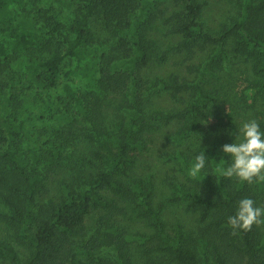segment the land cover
Returning a JSON list of instances; mask_svg holds the SVG:
<instances>
[{
  "label": "trees",
  "instance_id": "trees-1",
  "mask_svg": "<svg viewBox=\"0 0 264 264\" xmlns=\"http://www.w3.org/2000/svg\"><path fill=\"white\" fill-rule=\"evenodd\" d=\"M164 1L0 0V264H264V224L235 236L227 224L242 198L264 207V181L219 174L232 163L222 146L236 125L214 122V105L233 102L215 83L219 72L205 73L209 61L234 73L250 61L264 79V0H232L238 15L219 30L208 23L211 0ZM161 30L165 54L212 49L198 79L148 85L143 69L160 52ZM66 66L67 79L81 81L63 84L65 107L56 108L51 91ZM192 89L178 112L151 105L156 91ZM176 117L186 130L168 129L167 140L191 144L172 152L175 168L159 187L143 160L156 126ZM252 118L264 132V110ZM202 150L205 167L192 178ZM178 205L197 213L193 227L166 216ZM136 208L151 234L126 227Z\"/></svg>",
  "mask_w": 264,
  "mask_h": 264
},
{
  "label": "rangeland",
  "instance_id": "rangeland-1",
  "mask_svg": "<svg viewBox=\"0 0 264 264\" xmlns=\"http://www.w3.org/2000/svg\"><path fill=\"white\" fill-rule=\"evenodd\" d=\"M166 1L163 2L164 5ZM207 7L209 20L208 23L212 29L219 30L223 28L225 25L231 23L232 17L238 15V8H236L235 2L232 0H211ZM153 31L155 32V30ZM165 32L166 31L164 30L156 32V35L163 41L160 52L156 53L158 51V47L156 46L151 63L148 67L143 69V75L144 78H147L148 85L156 84L160 86L162 81L159 79L167 78L171 74H176L177 77H180V79H198L201 75V72L198 70L197 65L204 64L203 62L206 59V56L212 54V49L206 48L207 50L205 49V52H203L204 50L197 49V52L194 54H190L186 51L180 52L179 50H176L175 52V50H172L171 53L165 54L164 51L170 46V43L168 42H171V40L165 36ZM215 48L217 49V47ZM217 56H220V53L218 55L215 53L212 58H217ZM248 62L250 63V61ZM249 63L245 66H249ZM224 64L225 62L222 60L216 62L209 61L208 67H210V70L205 71V73L211 74L215 71L219 72L217 76L218 80L215 83H217L219 87H223V90L226 92L225 96L233 102L232 106L228 102H220L219 104L215 103V113L212 118L214 122L218 121L223 125L235 124L236 135L233 137V141H235V138L238 135V127L242 124V122L252 120V116L255 114L261 115L263 113L264 87H259V82L264 84V79L260 80L259 76L255 75L249 68H246L245 66L239 67L243 69L242 72H228L225 70L226 66H223ZM68 68H70V66L62 68V78L59 80V85L55 90L51 91L53 93L52 99L54 101L52 104L56 108L65 107V102L58 97L63 94L62 86L66 81L71 80L70 82L73 85H80V78L76 75H73L72 73L69 75L70 80L67 79L68 76L65 75V72L69 70ZM72 77L74 78L72 79ZM255 96H258L259 99L254 100L256 98ZM191 98L194 99L193 89L183 91L175 96H173V93H171L169 90H160L154 93V97L152 98L153 104L151 105L154 106L153 108L156 109L157 113H169L173 111L178 112L189 105ZM176 127H182V132H185L186 124H184L182 117H176L171 125H165L161 123L157 125L156 130L153 132V137H155V140L154 142L150 143L156 148L152 150L150 154L148 153L145 155L143 160V170L147 173L151 172L154 175L159 187H164V178L172 174L173 169L175 168V165H172L173 161L169 160L171 157H173V153L180 151V149L184 151L189 146V144H191L188 143V137L186 135L184 137L180 135L177 136L178 140L175 141L174 145L173 141L170 142L167 140V137L169 136V134H167V130L174 129ZM171 146L176 150L173 151L172 149L168 148ZM201 149L202 148H195V150H193L198 151ZM180 165L183 166V164ZM176 166L178 167L179 165L177 164ZM0 207L3 208L1 203ZM139 210V208H136L135 211L131 210V213H128L125 223L127 225L131 224L132 226L126 227L133 231L151 234L153 232L152 228L147 225V223L141 217H138L137 213ZM196 215L197 213L187 212L179 205L174 206L173 209L168 210L166 213V216L170 221L176 220L179 216L187 223L189 227L194 226ZM135 216H137L138 219H135ZM4 220L8 222V219L3 218L2 221H0L1 226L5 225ZM9 227L11 230L16 228L14 225H9Z\"/></svg>",
  "mask_w": 264,
  "mask_h": 264
},
{
  "label": "clouds",
  "instance_id": "clouds-1",
  "mask_svg": "<svg viewBox=\"0 0 264 264\" xmlns=\"http://www.w3.org/2000/svg\"><path fill=\"white\" fill-rule=\"evenodd\" d=\"M224 153L231 156L232 163L218 169L225 178L236 177L242 182L253 184L264 181V132H261L259 123L255 120L242 122L238 127V135L231 144L222 146ZM206 155L200 151L195 156V162L188 171L192 178L198 177L205 167ZM231 227V235H237V230L250 231L252 226L264 224V207L255 206L253 199L245 197L238 201L235 215L227 219Z\"/></svg>",
  "mask_w": 264,
  "mask_h": 264
}]
</instances>
